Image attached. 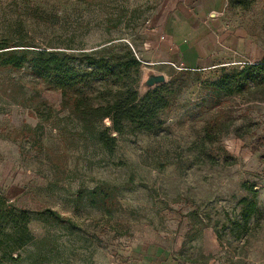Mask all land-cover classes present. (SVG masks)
<instances>
[{"label":"rangeland","instance_id":"1","mask_svg":"<svg viewBox=\"0 0 264 264\" xmlns=\"http://www.w3.org/2000/svg\"><path fill=\"white\" fill-rule=\"evenodd\" d=\"M170 7V0H0V53L114 47L126 61L130 51L140 66L121 84L142 97L146 75L163 74L166 83L151 90L162 88L167 102L155 129L112 133L108 151L96 137L108 119L82 123L60 90L0 66V210L31 215L17 230L0 228V264H264V83L217 98L210 84L243 69V59L220 55L200 70L145 59ZM225 19L264 54V0H228ZM243 199L258 208L247 224Z\"/></svg>","mask_w":264,"mask_h":264},{"label":"trees","instance_id":"2","mask_svg":"<svg viewBox=\"0 0 264 264\" xmlns=\"http://www.w3.org/2000/svg\"><path fill=\"white\" fill-rule=\"evenodd\" d=\"M26 48L0 53V66L14 71L27 70L40 84L60 90L63 105L82 123H101L108 119L111 126L96 135L98 142L108 151H112L116 145V138L112 133L122 134L128 126L140 131H152L156 127L159 113L167 106L162 88L148 91L141 97L134 86L127 82L121 84L125 74L131 69L138 72L140 66L130 51H126L127 60L123 61L119 59L120 54L115 52L114 47H103L91 53H68L32 45ZM104 82L111 83L116 88H95V85ZM262 83L264 61L223 74L210 84V89L214 97H231L243 94L251 86ZM218 129V121L206 128L207 139ZM92 195L94 198L99 197V193L93 192ZM101 199L106 203V197ZM241 203L244 204L242 221L247 224L258 212L257 203L247 199H243ZM45 214L51 220L61 221V216L56 212L47 211ZM30 220L29 212L0 210V228L10 226L12 230H17L26 226Z\"/></svg>","mask_w":264,"mask_h":264},{"label":"crops","instance_id":"3","mask_svg":"<svg viewBox=\"0 0 264 264\" xmlns=\"http://www.w3.org/2000/svg\"><path fill=\"white\" fill-rule=\"evenodd\" d=\"M170 2L154 45L143 54L153 64H183L190 70H200L214 66L220 55L234 56L235 63L241 59L244 64L264 60L257 45L229 27L225 19L228 0Z\"/></svg>","mask_w":264,"mask_h":264},{"label":"water","instance_id":"4","mask_svg":"<svg viewBox=\"0 0 264 264\" xmlns=\"http://www.w3.org/2000/svg\"><path fill=\"white\" fill-rule=\"evenodd\" d=\"M166 83V77L163 74L155 75L152 73H149L146 75L145 80H144V87L146 89L151 90L154 87L163 85Z\"/></svg>","mask_w":264,"mask_h":264},{"label":"built area","instance_id":"5","mask_svg":"<svg viewBox=\"0 0 264 264\" xmlns=\"http://www.w3.org/2000/svg\"><path fill=\"white\" fill-rule=\"evenodd\" d=\"M252 64H253L252 62H248L247 63V65H252ZM172 66H177L179 70H186V69H188L183 64H179V65L172 64Z\"/></svg>","mask_w":264,"mask_h":264}]
</instances>
